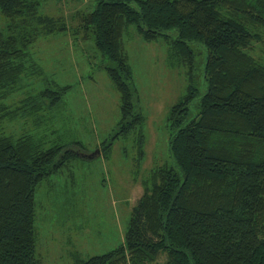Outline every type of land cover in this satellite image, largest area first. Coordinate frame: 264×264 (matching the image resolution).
Here are the masks:
<instances>
[{
    "label": "trees",
    "instance_id": "obj_1",
    "mask_svg": "<svg viewBox=\"0 0 264 264\" xmlns=\"http://www.w3.org/2000/svg\"><path fill=\"white\" fill-rule=\"evenodd\" d=\"M91 1L92 11H74L78 25L69 30L64 18L42 14L39 0H0V125L62 105L71 86L47 80L29 49L69 31L93 38L119 94L117 129L98 146L103 159L130 134L137 160L144 157V118L123 41L130 27L146 43L165 41L168 66L182 68L188 83L168 116L171 163L141 180L123 242L73 264H264V57H255L264 45V0ZM34 78L45 81L43 90L4 104ZM80 149L79 142L45 148L32 135L0 133V264H40L37 188Z\"/></svg>",
    "mask_w": 264,
    "mask_h": 264
},
{
    "label": "rangeland",
    "instance_id": "obj_2",
    "mask_svg": "<svg viewBox=\"0 0 264 264\" xmlns=\"http://www.w3.org/2000/svg\"><path fill=\"white\" fill-rule=\"evenodd\" d=\"M39 1L42 14L64 18L69 30L78 25L71 19L74 11L89 12L95 7L91 0L85 6L86 0ZM5 24L0 15V30ZM80 38L69 31L39 39L29 49L47 80L71 86L62 105L0 125V133L14 137L29 134L45 148L73 142L82 146L75 162L37 188L36 254L40 264H73L77 256L86 260L123 242L131 211L143 193L141 180L155 167L171 163L168 116L185 96L188 83L182 68L168 66L165 41L146 43L130 27L123 41L137 93V110L144 118V157L137 160L135 136L130 134L116 140L110 158L103 159L98 146L117 129L119 94L104 71L107 60L95 49L93 38ZM195 53L196 62L202 64L205 53L198 47ZM255 57H264V45L259 46ZM42 80L24 79L22 89L4 104L17 105L26 96L37 94L45 88ZM164 260L161 257L159 262Z\"/></svg>",
    "mask_w": 264,
    "mask_h": 264
}]
</instances>
